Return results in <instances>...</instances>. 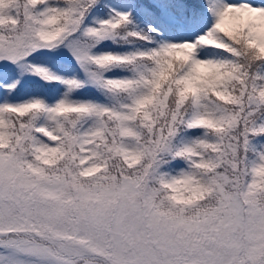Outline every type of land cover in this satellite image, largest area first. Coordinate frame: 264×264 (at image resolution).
Masks as SVG:
<instances>
[{
    "label": "snow or ice",
    "instance_id": "1",
    "mask_svg": "<svg viewBox=\"0 0 264 264\" xmlns=\"http://www.w3.org/2000/svg\"><path fill=\"white\" fill-rule=\"evenodd\" d=\"M0 264H264V0H0Z\"/></svg>",
    "mask_w": 264,
    "mask_h": 264
}]
</instances>
